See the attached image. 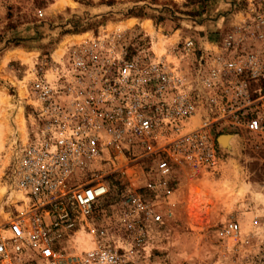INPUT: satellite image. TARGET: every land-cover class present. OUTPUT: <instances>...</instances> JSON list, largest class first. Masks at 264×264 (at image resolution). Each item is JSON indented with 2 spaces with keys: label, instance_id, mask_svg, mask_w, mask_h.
<instances>
[{
  "label": "built area",
  "instance_id": "1",
  "mask_svg": "<svg viewBox=\"0 0 264 264\" xmlns=\"http://www.w3.org/2000/svg\"><path fill=\"white\" fill-rule=\"evenodd\" d=\"M130 39L95 38L37 71L0 201V264H152L176 167L216 169L220 134L264 141V1L208 48L184 39L176 62L131 54ZM82 232L91 246L68 255Z\"/></svg>",
  "mask_w": 264,
  "mask_h": 264
},
{
  "label": "rangeland",
  "instance_id": "2",
  "mask_svg": "<svg viewBox=\"0 0 264 264\" xmlns=\"http://www.w3.org/2000/svg\"><path fill=\"white\" fill-rule=\"evenodd\" d=\"M264 0H0V201L9 165L31 135V87L41 65L61 62L69 49L125 33L129 52L151 48L176 62L175 47L193 38L216 43L252 5ZM191 65H187L190 68ZM237 136L236 150L220 142L214 170L176 167L177 186L165 226L151 243L152 264H264V141ZM220 137V138H219ZM144 168L151 165L147 162ZM114 189H124L113 181ZM116 192L110 201L114 203ZM237 221V237L222 230ZM78 238V239H77ZM91 246L79 233L68 255Z\"/></svg>",
  "mask_w": 264,
  "mask_h": 264
},
{
  "label": "bare ground",
  "instance_id": "3",
  "mask_svg": "<svg viewBox=\"0 0 264 264\" xmlns=\"http://www.w3.org/2000/svg\"><path fill=\"white\" fill-rule=\"evenodd\" d=\"M0 93L6 96V94L1 89H0ZM236 139H237L236 136L225 135L222 136L219 140L225 151L234 152L236 150Z\"/></svg>",
  "mask_w": 264,
  "mask_h": 264
},
{
  "label": "water",
  "instance_id": "4",
  "mask_svg": "<svg viewBox=\"0 0 264 264\" xmlns=\"http://www.w3.org/2000/svg\"><path fill=\"white\" fill-rule=\"evenodd\" d=\"M220 138V137H219ZM220 140L218 139V143L220 144V142H219Z\"/></svg>",
  "mask_w": 264,
  "mask_h": 264
},
{
  "label": "crops",
  "instance_id": "5",
  "mask_svg": "<svg viewBox=\"0 0 264 264\" xmlns=\"http://www.w3.org/2000/svg\"><path fill=\"white\" fill-rule=\"evenodd\" d=\"M237 137V136H236Z\"/></svg>",
  "mask_w": 264,
  "mask_h": 264
}]
</instances>
